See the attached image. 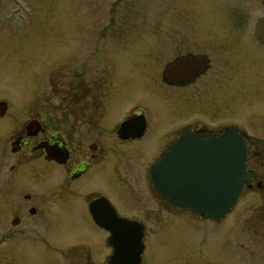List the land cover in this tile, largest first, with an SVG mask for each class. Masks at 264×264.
I'll return each mask as SVG.
<instances>
[{
  "label": "flooded vegetation",
  "instance_id": "obj_1",
  "mask_svg": "<svg viewBox=\"0 0 264 264\" xmlns=\"http://www.w3.org/2000/svg\"><path fill=\"white\" fill-rule=\"evenodd\" d=\"M202 3L200 8L194 5L196 10L207 7V11L193 12L198 27L187 24L186 19L192 21L193 14L183 9L178 30L167 25L158 37L148 33L150 38H157L154 43L163 44L162 60L153 52L139 54V42L132 49L137 53L122 57L129 55V50L118 48V17L110 19L109 26L104 19L99 32L102 37L83 33L77 39L72 34L67 70L56 58L55 66H47L51 67L49 71L40 69L36 73L35 84L49 81L55 88L53 96L43 98L39 89V95L25 99L21 110L12 112L7 102L0 101V176L4 191L0 203V264H22L14 251L24 247L39 250L40 256L53 263L108 264L111 255L99 259V250L107 245L112 254L110 234L94 215L102 218L111 210L117 217L139 223L145 244L155 199L166 210L205 218L161 197L151 176L152 166L186 135L208 140L237 128L247 146V171L253 174L238 203L246 190H264V141L255 137L258 130L264 133V117L252 114L243 120L226 118L232 109L236 74L250 71V83L264 88V42L255 33L256 22L264 19V14L255 19L245 46L236 50L231 35H220L211 27V32H202L215 23L217 2ZM262 3L264 7V0ZM201 19L205 23L201 24ZM108 28L116 40L110 48L115 58L109 79L106 42H101L111 33H107ZM219 39L226 41L221 42V48ZM133 65L139 68L133 70ZM124 69L126 75L120 72ZM139 91L145 96H139ZM154 100L165 104L194 101L202 104L204 112H193L171 126L154 111ZM219 106L225 109V117ZM190 163L184 160L179 172H191ZM185 185L182 180L180 188ZM74 228L91 230V240L88 234L63 237Z\"/></svg>",
  "mask_w": 264,
  "mask_h": 264
},
{
  "label": "rangeland",
  "instance_id": "obj_2",
  "mask_svg": "<svg viewBox=\"0 0 264 264\" xmlns=\"http://www.w3.org/2000/svg\"><path fill=\"white\" fill-rule=\"evenodd\" d=\"M193 1L0 0V101L7 102L9 111L12 112L20 111L25 99L32 100L39 95V89L42 90L43 98L47 95L53 96L55 88L50 86L49 81L43 85L35 84L36 73H39L40 69L49 71L56 58H59L61 67L63 65L67 70L66 55L73 47L72 34L75 33L77 39L83 37V33H90V37L95 38L104 28L101 23L104 19L109 26V22L118 17V48L129 50L130 55L123 54L122 57L130 58L132 54L137 53L132 49L135 48L134 44L139 42L142 43L138 46L142 51L139 54L153 52L162 60L163 44L154 43L157 38H150L148 33H155V37H158L159 33L167 29V25L178 30L181 24L179 22H182L180 12L183 9L192 14L199 12L198 10L207 11V7L196 10L195 6L200 8L202 0ZM216 2L215 23L212 26L208 24L202 32L212 30L220 35L229 34L234 38L236 50L244 47L243 43H247L246 37L253 30L255 19L264 14L262 0ZM186 20L193 29L197 26L194 14L192 21L191 18ZM203 23L205 21L201 19V24ZM110 30L107 29V33L111 32L107 34L108 38L105 35L106 40L101 41L106 42L104 47L107 55L104 57L108 79L111 78L110 65L114 64L115 58L111 49L116 41L114 33ZM140 37L144 39L137 40ZM218 42L221 48V42L226 41L219 39ZM152 43L154 45H151ZM135 66H132L133 70L139 68ZM120 72L127 74L125 69ZM236 78L238 81L232 87V109L226 118L243 120L252 114L264 117V88L250 83V71L236 74ZM138 95L145 96L141 91ZM144 100L148 103V99ZM219 110L225 117V109L219 106ZM154 111L164 116L172 126L193 112L203 113L204 109L202 104L189 100L172 104L154 100ZM257 133L255 137L264 141V133L259 134V130ZM2 182L0 176V203L4 192ZM153 203L154 210L147 224L143 264H264V190H246L238 205L220 223L184 211L166 210L159 199H155ZM123 207L124 204L121 205L122 209ZM85 234H88L87 238L91 240L93 232L84 228H74L63 237L74 238ZM14 254L21 259L22 264H58L53 263L50 258L40 256L39 250L31 247L17 249ZM104 255H111L107 245L105 249L99 250V259ZM95 264H107V261Z\"/></svg>",
  "mask_w": 264,
  "mask_h": 264
},
{
  "label": "water",
  "instance_id": "obj_3",
  "mask_svg": "<svg viewBox=\"0 0 264 264\" xmlns=\"http://www.w3.org/2000/svg\"><path fill=\"white\" fill-rule=\"evenodd\" d=\"M255 33L264 42V19L255 25ZM246 142L237 128L204 140L198 136H183L163 154L151 169L154 186L159 195L172 205L193 211L221 222L236 205L243 187L250 182L252 173L246 169ZM176 163L172 164V160ZM190 160L191 172L183 175L180 164ZM186 185L180 188V183ZM97 222L110 232L108 240L113 254L108 264H142L143 226L114 215L109 210Z\"/></svg>",
  "mask_w": 264,
  "mask_h": 264
}]
</instances>
